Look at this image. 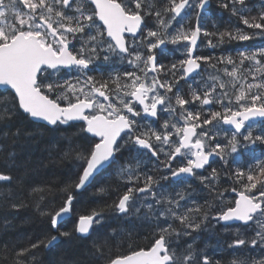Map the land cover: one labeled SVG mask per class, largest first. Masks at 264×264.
<instances>
[{
  "label": "snow or ice",
  "instance_id": "snow-or-ice-1",
  "mask_svg": "<svg viewBox=\"0 0 264 264\" xmlns=\"http://www.w3.org/2000/svg\"><path fill=\"white\" fill-rule=\"evenodd\" d=\"M209 4L210 0H0V141L11 138L14 144L21 136L34 138L37 132L27 125L52 133L63 132L62 126L71 128L74 131L65 136L68 147L59 158L77 167L62 187L28 189L36 216L50 227L35 241L29 237L22 247L0 237V264H44L37 255L41 248L51 249L62 238L87 239L109 215L151 224V238L128 254L106 257L119 235L110 229L91 242V251L84 250L90 260L222 264L216 258L222 245L210 251L209 244H199L200 233L215 221L223 223L226 232L231 222H239L226 247L243 248L247 254H234L230 264H264V157L255 155V146H264V46L240 50L235 57L194 55L202 37L209 48L264 40V0L258 6H250L249 0H217L229 14V23L232 18L236 23L214 32L201 23ZM168 44L183 45L185 58L166 66L157 60ZM101 61L114 69L106 77L91 74ZM203 65L212 71L186 98L180 82L199 75ZM197 103L199 109L189 110ZM214 104L219 110H212ZM163 114L167 118L161 119ZM125 151L127 159L115 169L125 188L122 194L64 227L75 215L77 193ZM243 154L250 160L242 162ZM14 156L7 152L4 159L11 162ZM214 160L221 167H212ZM190 178L207 191L209 198L203 203L196 199ZM13 179L10 172L0 171V205L19 211L29 205L7 186ZM182 180L183 186L176 188ZM226 181L231 186H222ZM16 183L23 188L24 178ZM229 191L234 199H226ZM9 226L5 220V231Z\"/></svg>",
  "mask_w": 264,
  "mask_h": 264
},
{
  "label": "trees",
  "instance_id": "trees-1",
  "mask_svg": "<svg viewBox=\"0 0 264 264\" xmlns=\"http://www.w3.org/2000/svg\"><path fill=\"white\" fill-rule=\"evenodd\" d=\"M260 0H249L250 6H258ZM215 22L216 27H213ZM195 24V20H192ZM203 26L209 31H224L225 28H231L235 25V18L231 19L229 23V14L217 5V0H211L210 7L201 21ZM151 25V21H149ZM241 27H243L241 25ZM251 31V30H249ZM213 43L216 42L215 37L212 38ZM264 46V40L256 39L245 42H225L218 47L212 48L210 51L207 47V38H201L198 55L220 57L222 55H232L235 57L236 53L252 47ZM218 67L222 68V65ZM97 67H95V70ZM95 70L91 73L94 75ZM187 84L181 90L183 94L190 96L192 88ZM193 86V85H191ZM29 131H36L37 134L32 139H25L21 136L14 144L10 139L0 141L4 148L0 150V171L10 172L14 177L12 183L7 185L12 188L16 196L24 199L29 206L19 211L9 210L7 205H0V237L8 240H14L19 246H26L29 242V237L32 241L41 236L46 227L50 224H45L36 216L32 207V199L28 197V189L33 186H59L62 187L70 177H74L77 172L76 162L69 160H60L63 151L68 147V140L65 136H70L74 131L71 128H64L63 132H46L43 129H35L34 125L26 126ZM7 152H14V161H6L4 157ZM128 156L119 154L117 156V163L107 171L97 176L91 185L81 193H77L74 201V212L71 218L66 221L64 227H71L79 214H88L94 207L111 204L117 199L118 194H122L125 190L123 183L116 178L114 169L119 163L127 159ZM250 157L246 158L249 161ZM20 178H24L23 188L16 183ZM231 182V181H230ZM4 182H0L3 184ZM103 187L105 191L100 193L98 188ZM51 199V197H49ZM57 205L60 203L59 196L56 197ZM5 220L10 222V226L5 231ZM110 229H116L119 235L111 242L110 252L106 250L107 256H116L128 254L131 250L139 247H144L151 238L152 225L135 218H130L127 221L123 218H118L115 215H109L103 226H98L95 231L91 233L87 239L73 240L66 242L61 239L51 249L41 248L37 253L39 259L44 264H55L56 261L63 259L65 264H73L79 261L80 264H105V259L90 260L84 255L86 248L91 251V242L96 239L99 234L108 232ZM55 234V233H53Z\"/></svg>",
  "mask_w": 264,
  "mask_h": 264
},
{
  "label": "flooded vegetation",
  "instance_id": "flooded-vegetation-1",
  "mask_svg": "<svg viewBox=\"0 0 264 264\" xmlns=\"http://www.w3.org/2000/svg\"><path fill=\"white\" fill-rule=\"evenodd\" d=\"M158 60L157 62L159 64H162L163 62H165V59L162 56V53L158 54ZM130 70V69H129ZM212 110H219V106L217 105H212L211 106ZM165 117V114L162 115L161 119H163ZM154 126L158 127V124H154ZM224 128H229V127H224ZM259 146V150L261 153H264V146L258 145ZM212 167H221L220 162L218 160H214L212 162ZM203 171V170H201ZM211 169H208V172H210ZM208 172H204L205 175L208 174ZM223 179V177H222ZM189 183H191L193 185L194 188H196V193H195V197L198 200V202L203 203L204 200L208 197V193L206 190H202V186L199 185V181L195 180L194 178H190ZM183 180L181 181V183L176 184L175 187L176 188H180L183 186ZM171 186V185H169ZM222 186H231V184H227V181L225 183L222 184ZM226 199H234V194L231 193L230 191L226 194ZM213 225H215V227H213ZM237 226V224H232L231 228L229 229V231H225L224 230V225L223 223L220 224H216L215 221H211V223L208 226V230L204 231L202 233H200V239H199V244L202 247L205 243L209 244L211 246L210 251L212 250V248H215L217 246V244L222 245V248L219 252H217L216 254V258L221 260L222 264H230V261L234 258V254L235 256H243L245 254H247V251L243 248H239V249H235V250H228L226 247V243L227 242H231V240L233 239V236L230 234L232 230L235 229V227ZM254 227V226H253ZM244 230V229H242ZM251 234V233H249Z\"/></svg>",
  "mask_w": 264,
  "mask_h": 264
},
{
  "label": "water",
  "instance_id": "water-1",
  "mask_svg": "<svg viewBox=\"0 0 264 264\" xmlns=\"http://www.w3.org/2000/svg\"><path fill=\"white\" fill-rule=\"evenodd\" d=\"M208 8H209V7H208ZM198 42H199V41H198ZM194 55H195V51H194ZM193 75H194V74H193ZM106 169H107V168H106ZM104 170H105V169H104ZM104 170H102L101 172H103ZM98 175H100V173H99ZM98 175H97V176H98ZM97 176H96V177H97ZM96 177H95V178H96ZM92 182H93V181H92ZM92 182H91V183H92ZM91 183H90V184H91ZM90 184H89L88 186H90ZM88 186H87V187H88ZM87 187H86V188H87ZM86 188H84V189L81 190L80 192L84 191Z\"/></svg>",
  "mask_w": 264,
  "mask_h": 264
}]
</instances>
